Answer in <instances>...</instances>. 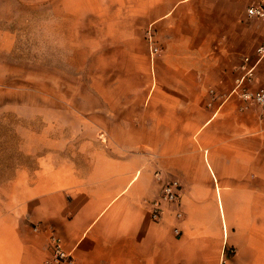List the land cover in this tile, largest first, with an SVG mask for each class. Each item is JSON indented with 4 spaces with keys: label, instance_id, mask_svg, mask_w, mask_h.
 <instances>
[{
    "label": "crops",
    "instance_id": "0c3cea01",
    "mask_svg": "<svg viewBox=\"0 0 264 264\" xmlns=\"http://www.w3.org/2000/svg\"><path fill=\"white\" fill-rule=\"evenodd\" d=\"M253 1L84 0V13L118 33L100 34L105 55H135L134 24L152 30L146 94L131 96L140 106L126 116L111 105L118 96L99 95L106 116L81 130L89 142L77 158L60 144L0 186V264H46L51 231L73 256L61 264H264V119L231 92L252 65L246 85L264 86V17L247 15ZM42 4L0 0V22ZM15 34L0 23L2 63ZM157 175L177 179L180 196L154 220Z\"/></svg>",
    "mask_w": 264,
    "mask_h": 264
},
{
    "label": "rangeland",
    "instance_id": "374dc122",
    "mask_svg": "<svg viewBox=\"0 0 264 264\" xmlns=\"http://www.w3.org/2000/svg\"><path fill=\"white\" fill-rule=\"evenodd\" d=\"M43 2L0 22L16 33L8 58L2 63L0 57V186L17 168L32 171L60 144H70L62 153L77 158L89 142L81 130L98 127L106 116L99 95L120 98L111 104L118 116L140 106L131 96L144 98L146 68L158 51H150L147 26L134 24L136 54L107 49L105 55L100 34L118 33L113 25L107 31L97 14L84 13V0L73 1L74 13L67 12L66 0Z\"/></svg>",
    "mask_w": 264,
    "mask_h": 264
},
{
    "label": "built area",
    "instance_id": "2783aa9c",
    "mask_svg": "<svg viewBox=\"0 0 264 264\" xmlns=\"http://www.w3.org/2000/svg\"><path fill=\"white\" fill-rule=\"evenodd\" d=\"M246 12L248 16L264 17V0H255L246 7ZM149 47L151 53L158 50V45L153 38V32L151 29L147 30ZM259 56L264 54V44H260L256 48ZM249 56H243V61L247 62ZM244 66V65H242ZM253 77V65L246 67L245 72L240 76L235 78L234 86L231 92L237 94L244 104H255L259 107V116L264 119V86H257L250 88L246 85V82L250 81ZM161 181L159 196L150 201L149 215L150 218L158 220L161 218L164 208L167 204L176 203L180 196V183L175 178H162L157 175ZM177 216L181 214V211L176 212ZM39 225L34 224V229H38ZM177 231V229H176ZM49 256L46 259V264H61V263H71L73 261V256L70 251L63 247L62 238L51 231L49 234ZM234 251L233 248L230 249Z\"/></svg>",
    "mask_w": 264,
    "mask_h": 264
}]
</instances>
